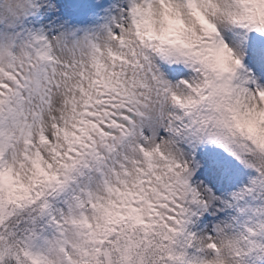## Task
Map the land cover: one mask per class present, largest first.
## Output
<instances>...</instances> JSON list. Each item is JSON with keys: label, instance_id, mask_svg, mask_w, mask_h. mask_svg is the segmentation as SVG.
Masks as SVG:
<instances>
[{"label": "snow or ice", "instance_id": "obj_1", "mask_svg": "<svg viewBox=\"0 0 264 264\" xmlns=\"http://www.w3.org/2000/svg\"><path fill=\"white\" fill-rule=\"evenodd\" d=\"M262 8L264 0H124L82 38L0 42V170L51 161L55 176L18 207L0 200V264H20L39 238L7 227L23 209L55 227L45 264H204L188 225L218 200L214 190L250 170L251 186L232 202L264 195ZM82 177L93 186L53 210L49 197ZM247 233L241 264L264 251L255 239L264 219Z\"/></svg>", "mask_w": 264, "mask_h": 264}, {"label": "rangeland", "instance_id": "obj_2", "mask_svg": "<svg viewBox=\"0 0 264 264\" xmlns=\"http://www.w3.org/2000/svg\"><path fill=\"white\" fill-rule=\"evenodd\" d=\"M124 0H0V42L15 39L17 44L27 43L34 36L43 35L49 39L64 33L69 41L82 38L85 34L99 30L101 26L111 22L118 15V8ZM40 3L37 9L33 4ZM51 5V7H50ZM256 177L251 171H245L235 182L219 190H214L218 200L214 201L208 211L193 217L189 230L197 236L218 235V229H224L227 234L244 233L247 227H253V222L263 219L254 214L253 205L246 198L238 204L232 202L234 193L251 186ZM92 182L82 177L73 183L65 192L49 197L53 210H67L66 201L70 199L72 190ZM222 201L231 202L229 207ZM247 211L243 214L240 209ZM247 226V227H246ZM39 230V229H38ZM38 239L32 243L34 251H47V241L54 238L55 227L49 222L36 231ZM257 242L261 238L256 239ZM264 251L256 250L243 257V264H264Z\"/></svg>", "mask_w": 264, "mask_h": 264}, {"label": "clouds", "instance_id": "obj_3", "mask_svg": "<svg viewBox=\"0 0 264 264\" xmlns=\"http://www.w3.org/2000/svg\"><path fill=\"white\" fill-rule=\"evenodd\" d=\"M192 11L194 16L199 14L195 7ZM261 11H264V8ZM49 164L51 161L44 163L36 160L23 167L14 164L0 170V200L17 207L26 202L44 182L55 178ZM247 240L248 237L244 233L227 234L221 229L220 234L212 240L208 239L207 234L196 238V246L197 251L202 254L204 264H241L237 255ZM213 244L215 247H212ZM51 260V257L41 251L22 249L20 253V264H45V261Z\"/></svg>", "mask_w": 264, "mask_h": 264}, {"label": "trees", "instance_id": "obj_4", "mask_svg": "<svg viewBox=\"0 0 264 264\" xmlns=\"http://www.w3.org/2000/svg\"><path fill=\"white\" fill-rule=\"evenodd\" d=\"M254 175H257L254 171H251ZM246 201L249 202L251 205H253L254 210H258L261 208H264V195H261L258 192H254L252 195L248 196L246 198ZM30 209H23L19 210L18 214L11 217L6 223L7 227L17 233L18 236H23L27 230H35L39 231L40 226L44 227L48 223L47 216H44L42 218L37 219L36 223L33 224L31 222L30 216ZM33 216H35V213H32ZM264 219V216H263ZM47 220V222H46ZM259 219H257L258 221ZM39 229V230H38ZM261 238L258 243H260L262 246H264V235H261L255 239ZM264 255V252L262 253ZM12 264H15V261H12Z\"/></svg>", "mask_w": 264, "mask_h": 264}]
</instances>
